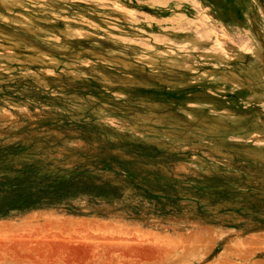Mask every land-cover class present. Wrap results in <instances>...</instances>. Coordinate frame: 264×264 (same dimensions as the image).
Segmentation results:
<instances>
[{
    "label": "rangeland",
    "instance_id": "obj_1",
    "mask_svg": "<svg viewBox=\"0 0 264 264\" xmlns=\"http://www.w3.org/2000/svg\"><path fill=\"white\" fill-rule=\"evenodd\" d=\"M0 146V264H264V0H0Z\"/></svg>",
    "mask_w": 264,
    "mask_h": 264
},
{
    "label": "trees",
    "instance_id": "obj_2",
    "mask_svg": "<svg viewBox=\"0 0 264 264\" xmlns=\"http://www.w3.org/2000/svg\"><path fill=\"white\" fill-rule=\"evenodd\" d=\"M4 149L13 150L12 146ZM5 150L0 146V160H5L9 155ZM14 171L13 176L7 173L0 176V217L14 211L36 208L48 201L68 199L82 192L74 188L70 180L48 179L45 182V178L38 175L34 164Z\"/></svg>",
    "mask_w": 264,
    "mask_h": 264
}]
</instances>
